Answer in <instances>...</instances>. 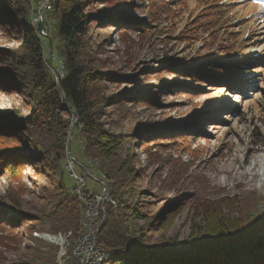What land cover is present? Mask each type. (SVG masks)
<instances>
[{
  "label": "rangeland",
  "instance_id": "1",
  "mask_svg": "<svg viewBox=\"0 0 264 264\" xmlns=\"http://www.w3.org/2000/svg\"><path fill=\"white\" fill-rule=\"evenodd\" d=\"M37 1L24 2L28 16ZM93 1L100 15L90 22L81 61L101 72L89 91L100 112V125L115 138L118 165L113 178L100 170L99 156L85 152L87 142L74 128L78 122L74 113L62 133L31 134L34 127L28 118L40 91L26 77L28 71L12 61L15 55L3 52L19 56L24 50L19 28L0 6V150L6 149L0 157L18 162L11 174L0 159V264L20 260L68 264L66 240L73 251L80 230L53 232L43 214L60 197L58 180L65 181L67 189L74 187L70 164L89 187L99 191L104 181L142 212L148 201L174 200L153 226L136 222L144 228L136 247L153 246L151 251L167 242L163 252L173 247L188 255L201 254L202 247L193 245L194 232L221 220L252 222L254 233L263 234L264 226L259 225L264 221V178L259 169L264 165L258 160L264 159V6L257 0H228L230 34L219 35L212 43L206 33L201 39H179L185 20L197 11L194 0H188L190 13L173 22L161 19L164 10H174L172 0ZM114 4L130 12L101 15ZM55 15L47 14V24H53ZM50 34L41 39L44 62L59 87L65 73L62 41ZM222 52L232 54L229 63L242 74L225 75L226 69L212 68V63L195 66L198 56L207 54L208 59ZM185 72L197 76L185 93L166 87L187 82ZM218 79L222 81L215 82ZM59 95L62 111L66 110L59 115L66 117L71 109L60 88ZM56 150L62 159L57 160ZM11 209L28 214L25 222L15 219ZM201 237L203 244L212 242Z\"/></svg>",
  "mask_w": 264,
  "mask_h": 264
},
{
  "label": "trees",
  "instance_id": "2",
  "mask_svg": "<svg viewBox=\"0 0 264 264\" xmlns=\"http://www.w3.org/2000/svg\"><path fill=\"white\" fill-rule=\"evenodd\" d=\"M25 1L27 0H0V6L3 7V13L13 17L12 22L19 28L22 34L20 47L24 50V53L19 56L13 51L4 50L3 52L15 55L11 56L12 61L28 71L26 77L40 91L37 105L28 118L29 125L34 127L31 134L38 136L44 130L46 131L44 133L51 130L53 133H62L64 128L70 126L69 117L74 113L78 120L74 128L78 127V131L87 142L85 152L99 156L101 158L100 170L108 178L115 177V170L118 165L115 138L103 130L100 125V112L91 102L89 91L90 85L98 80L101 72L96 68H86L81 61L83 44L87 38L90 22L100 15L92 4L94 1L49 0L50 7L43 13L45 37L40 36V33L31 23L30 14L28 16L26 8H23ZM172 2H174V10H164L162 20L173 22L176 16L188 11L190 13L188 0H172ZM194 2L197 5V11L185 20L183 30L178 35L179 39L185 37L187 39H201L206 33L211 37V42L214 43L219 35L230 34V30L226 28L230 18L228 17V10H230L228 0H194ZM50 12L56 14L55 21L51 24L53 25L52 28L46 21L47 14ZM129 12L130 9L124 5L114 4L110 5L101 15L113 16ZM51 31L62 41L60 54L63 57L65 73L59 81V87L54 83L46 69L41 43L42 38L51 37ZM222 54L218 56L213 54L214 56L208 57V59L205 57L208 56L207 54L198 56L196 59L200 61L195 63V66L201 62L212 63V68L222 67L226 69L225 75L234 72L242 74L238 68L235 69L237 66L229 63L232 54L225 55V52ZM201 72H205V70ZM189 73L185 72L186 75H184L189 77L187 82L176 86L171 83L166 87L185 93L184 89H189L197 77L194 73L190 75ZM221 81L222 79H218L215 82ZM59 88L71 109V112L67 110L66 117L59 115V113L66 111H62L64 106L60 99ZM2 149L4 148L1 147L0 151H3ZM54 152L58 156L57 160L62 159V154L58 153L60 151ZM0 159L5 165V172L15 173V166L18 162L7 156H1ZM56 189H58L60 197L55 205L43 215L53 232L62 230L77 232L80 230L82 205H80L77 196L71 192V189H67L65 181L58 180ZM108 194L115 201V205H112L110 201H105V219L96 234L97 244L110 254L106 264H264V233L262 235L254 233L256 224L252 222L242 225L238 222L227 223L221 220L220 224L215 226L205 224L202 230L197 229L194 232V247H202V253L195 254L196 257H188L186 252L174 250L173 247L168 253L163 252L162 249L167 246V242L162 243L161 248L154 246L151 251L153 246H151L152 248L136 247V243L143 240V236H140V230L144 229V226L151 227L153 223L159 221L167 213L174 200L166 199L161 204L148 201L146 203L148 206L146 205L142 212L138 210V206L130 205L124 201L117 191L111 189L110 184L108 185ZM141 208L143 207H139V209ZM11 211L16 215L15 219L20 218L21 221L25 222L24 217H28V214L21 210L11 209ZM139 220L144 221V224L141 225L143 227L136 224ZM259 226H264V221ZM201 236L208 237L212 242L204 243L206 245L204 246L202 240L204 237ZM68 241L66 240V243ZM11 264H34V262L20 260Z\"/></svg>",
  "mask_w": 264,
  "mask_h": 264
},
{
  "label": "built area",
  "instance_id": "3",
  "mask_svg": "<svg viewBox=\"0 0 264 264\" xmlns=\"http://www.w3.org/2000/svg\"><path fill=\"white\" fill-rule=\"evenodd\" d=\"M45 11L44 0H38L36 5L32 8L31 23L37 29L39 22L43 23V13ZM40 36H46L45 27L40 31ZM70 174L74 179V187L72 193L78 198L87 199L88 207V220H81L80 227H84V238H77L78 241H82V251H71L70 241H68V257L69 264H93L98 256H94V246L86 245L87 231H97L99 222L103 220V204L105 201H111L108 194V186L104 181L100 182V189L95 190L86 184L85 177L83 175H77L72 170V165L68 168ZM108 252L104 250V253Z\"/></svg>",
  "mask_w": 264,
  "mask_h": 264
},
{
  "label": "bare ground",
  "instance_id": "4",
  "mask_svg": "<svg viewBox=\"0 0 264 264\" xmlns=\"http://www.w3.org/2000/svg\"><path fill=\"white\" fill-rule=\"evenodd\" d=\"M44 2H45V10L49 9L50 5H49L48 0H44ZM37 31H38V29H37ZM38 32L40 33V31H38ZM258 161L260 163V166L264 165L263 157H260ZM251 166L246 170L248 173H251V171L253 170V168ZM259 172H260V175L263 176V178H264V169L263 168L259 169ZM78 199L82 205V210H83L81 220H88L87 199L86 198H78ZM111 202L113 203V201H111ZM103 210H104V207H103ZM96 233H97V231H87L86 245L94 246V256H98L93 264H103L107 260V258H109L108 252L104 253L105 249L103 247H100L97 244ZM77 238H84V227H80V232H79ZM73 243H75L74 245H72L73 251H82V241H78V239H77V241L73 242ZM68 264H69V262H68Z\"/></svg>",
  "mask_w": 264,
  "mask_h": 264
},
{
  "label": "water",
  "instance_id": "5",
  "mask_svg": "<svg viewBox=\"0 0 264 264\" xmlns=\"http://www.w3.org/2000/svg\"><path fill=\"white\" fill-rule=\"evenodd\" d=\"M37 29H38V31H42L43 29H44V24L42 23V22H39L38 24H37ZM258 235H261L262 234V232H259V233H257ZM188 257H196V255L195 254H193V255H188Z\"/></svg>",
  "mask_w": 264,
  "mask_h": 264
},
{
  "label": "snow or ice",
  "instance_id": "6",
  "mask_svg": "<svg viewBox=\"0 0 264 264\" xmlns=\"http://www.w3.org/2000/svg\"><path fill=\"white\" fill-rule=\"evenodd\" d=\"M257 2L264 6V0H257Z\"/></svg>",
  "mask_w": 264,
  "mask_h": 264
}]
</instances>
